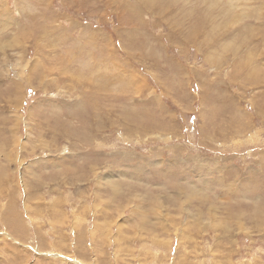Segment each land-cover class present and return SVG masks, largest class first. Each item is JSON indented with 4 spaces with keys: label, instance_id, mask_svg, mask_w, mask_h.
<instances>
[{
    "label": "rangeland",
    "instance_id": "1",
    "mask_svg": "<svg viewBox=\"0 0 264 264\" xmlns=\"http://www.w3.org/2000/svg\"><path fill=\"white\" fill-rule=\"evenodd\" d=\"M0 264H264V0H0Z\"/></svg>",
    "mask_w": 264,
    "mask_h": 264
}]
</instances>
